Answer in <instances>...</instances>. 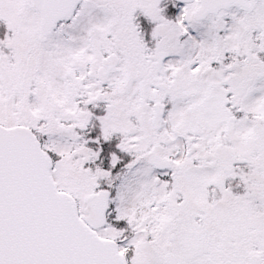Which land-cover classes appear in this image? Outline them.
I'll return each instance as SVG.
<instances>
[{
    "label": "snow or ice",
    "instance_id": "obj_1",
    "mask_svg": "<svg viewBox=\"0 0 264 264\" xmlns=\"http://www.w3.org/2000/svg\"><path fill=\"white\" fill-rule=\"evenodd\" d=\"M0 264H264V0H0Z\"/></svg>",
    "mask_w": 264,
    "mask_h": 264
}]
</instances>
